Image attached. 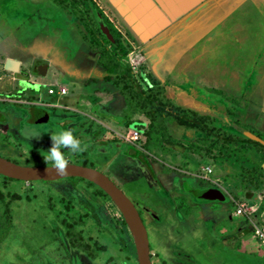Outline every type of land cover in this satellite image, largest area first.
<instances>
[{"label":"rangeland","instance_id":"1","mask_svg":"<svg viewBox=\"0 0 264 264\" xmlns=\"http://www.w3.org/2000/svg\"><path fill=\"white\" fill-rule=\"evenodd\" d=\"M77 1L89 10L109 47L117 48L123 55L140 86L146 90L150 85L158 88L152 82L151 65L156 60L153 53H146L150 55V63L145 64V70L140 68L139 64L146 61L145 53L134 52L130 59L126 58L120 34L97 4L92 0ZM63 3L77 16L79 32L88 36L78 8L70 0ZM226 40L220 36L219 43H214L212 77L208 81L204 79L203 65L210 59L208 55L204 60L203 54L192 69L200 73L199 82L186 78L185 83L178 85L184 90L194 89V99L199 105L212 102L217 113L203 116V121L219 135L243 137L240 143L180 125L169 108L148 105L145 112L135 110L127 105L119 88L117 93L125 102L122 108L118 98L108 100L107 92L88 103L91 108L71 109L66 99L76 94L77 85L55 74L56 80L49 86L48 81L54 77L48 74L37 91L40 101L47 105L43 107L48 114L46 122H33L31 106L19 104L31 100L30 96L14 98V93L0 92V116L4 119L0 118V156L21 166H48L43 153L52 146L51 134L60 129L71 130L80 140V149L76 152L61 149L67 164L91 165L131 199L147 230L152 264H264V249L252 235V222L264 223V149H260L264 147V136L251 124L252 116L249 124L234 120L239 102L237 93L242 92L253 69L238 59L241 52L237 51L235 37H228V51H216L227 44ZM95 50L98 52L100 47ZM221 54L230 57L228 68L220 65ZM248 54L245 52L244 57ZM97 56L100 57L99 53ZM222 71L225 82L221 81ZM145 73L149 76L143 78ZM247 73L249 76L245 77ZM21 87L36 90L26 81ZM60 87L68 93L63 96L47 93L49 88L57 91ZM178 93H174L175 105L194 106L190 105L191 100L182 101ZM167 94L173 92L168 90ZM254 102L256 110L264 109V99L257 97ZM108 103L114 104L111 112ZM252 104L253 100H241L244 108ZM131 121L142 123L138 126L140 138L134 144L124 141V136L133 129L128 126ZM232 121L235 126L230 125ZM129 149L142 155L146 164L128 155ZM5 177L0 173V214L7 203L11 225L0 240V264H138L122 214L94 183L79 177L46 182ZM210 186L223 192V202H209L193 193ZM241 205L245 214L235 215L236 207ZM57 217L80 219L76 230L98 248L95 258L70 246ZM213 235L216 241L212 240Z\"/></svg>","mask_w":264,"mask_h":264},{"label":"crops","instance_id":"2","mask_svg":"<svg viewBox=\"0 0 264 264\" xmlns=\"http://www.w3.org/2000/svg\"><path fill=\"white\" fill-rule=\"evenodd\" d=\"M92 1L120 34L126 58L130 59L134 52L145 53V63L142 61L139 64L144 69L147 62L150 63V55L146 53H153L156 59L151 65L153 84L163 90V94L172 103L176 101L174 93L179 91L182 101L191 100L190 105H194L181 108L201 116H213L217 113L212 102L199 105L201 103H196L194 99V89L184 90L178 83H185L186 78L199 82L200 73L192 69L195 68V61L203 58V54L204 60L208 55L210 59H207L208 64L203 65L204 79L208 81L212 77L214 43H219L220 36L222 40L227 38V44H222L216 50L223 53L224 50L228 51V37H235L237 51L241 52L238 59L253 70L247 83H244L242 92L237 93L239 102L235 106L237 119L234 120L240 124H249L252 116L251 124L264 136V109L259 107L256 110L254 102L257 97L264 99V0ZM77 24L79 22L76 15L51 0H0V92L14 93V98L30 96L31 102L21 101L19 104L31 106L33 122H39L37 109L45 110L43 107L47 106L40 101L37 91L44 85L43 81L48 74L53 77L62 75L77 85L76 94L66 99V104L71 109L76 106L91 108L87 106L88 103L94 101L98 94L107 92L109 101L116 97L120 100V108L125 106L117 88L105 79L109 74L97 63V53L84 41ZM249 49L250 54L247 53ZM245 52L248 57H244ZM229 59L228 55L221 54L222 68H228ZM8 60L16 62L14 69L8 67ZM56 69L58 73H55ZM223 72L221 77H224ZM147 74L142 77L149 76ZM180 76L182 77L179 78ZM239 76H242V72ZM248 76L249 73L245 75ZM223 77L221 81L224 80ZM55 80L56 77L49 80L47 85L51 86ZM25 81L36 90L27 91L22 88ZM65 90V94H60L58 90H54L52 94L63 96L68 93ZM168 90L173 95L167 94ZM245 99L253 100L251 107L244 108L241 105V100ZM68 105L64 108H68ZM107 106L111 112L114 104L108 103ZM246 110L247 115L243 114ZM0 118L4 121L2 116ZM230 125L235 126L233 121ZM229 219H233L232 214H229ZM212 240L216 241L215 235Z\"/></svg>","mask_w":264,"mask_h":264},{"label":"trees","instance_id":"3","mask_svg":"<svg viewBox=\"0 0 264 264\" xmlns=\"http://www.w3.org/2000/svg\"><path fill=\"white\" fill-rule=\"evenodd\" d=\"M51 1L62 8H67V5L63 3L65 2V0ZM70 1L75 7L78 8L81 17L80 20L84 21L86 32L88 34V36L82 34L84 41L92 51H94L95 53H99L100 57L98 58L97 63L102 65L105 68L106 72L109 74L105 77V79L111 81L116 88H119L120 93L127 105L130 104L135 108V110H141L144 112L147 109L148 105H154L157 108L163 109L169 108V112H171V114H173L177 118V123L180 125L190 127L192 129H197L206 133L207 135L221 137L222 140L226 141L240 143L244 140L243 137H234L223 134L219 135L218 133H215L213 127L209 128L203 121V119H205L203 116L182 109L181 107L167 100L166 96L163 94V91L159 87L154 88L153 86H150L148 90L143 89L134 77L131 66L123 59V55L118 52L117 48L111 49L109 47V41L102 35L100 30L94 24L92 17L89 15V10L81 6V4H79L77 0ZM94 42L97 43L94 45ZM96 47H100V50L98 52L95 50ZM167 103H169V107L167 106ZM140 125H142V123H139L138 121H131L128 123L129 127H132L134 130H137L139 132H141V129L138 128V126ZM260 149H264V147L260 146ZM128 155L138 158L141 162L146 164V161L144 160L142 155H140L136 151L129 149ZM81 165L92 167L91 165H86L85 163ZM5 178L15 180L14 178L10 177ZM193 193L197 194V196L199 195L197 189L194 190ZM57 220L63 228L64 234L67 237L71 247L81 250L92 259L97 256L98 248L93 247L87 240H85L81 236L80 232L76 230V225L80 222V219L69 220L65 217H57ZM10 225L11 214L6 203L3 213L0 214V240L8 231Z\"/></svg>","mask_w":264,"mask_h":264},{"label":"water","instance_id":"4","mask_svg":"<svg viewBox=\"0 0 264 264\" xmlns=\"http://www.w3.org/2000/svg\"><path fill=\"white\" fill-rule=\"evenodd\" d=\"M7 62L10 69L15 68V61L8 60ZM42 69L43 66L40 67V71ZM37 114L39 122L47 120L45 110L39 108ZM66 168L67 170L64 173L57 174L54 168L50 170V166H21L0 156V173L10 178L22 181H51L79 177L97 185L112 199L122 214L134 243L138 264H152L147 230L138 209L131 199L108 176L95 168L78 164H67ZM199 194L201 199L206 201L223 202L225 200L223 192L212 186L201 188Z\"/></svg>","mask_w":264,"mask_h":264},{"label":"clouds","instance_id":"5","mask_svg":"<svg viewBox=\"0 0 264 264\" xmlns=\"http://www.w3.org/2000/svg\"><path fill=\"white\" fill-rule=\"evenodd\" d=\"M52 146L43 153V159L51 169H55L57 174L64 173L67 168L65 154L61 150L67 148L68 151L76 152L80 149V140L75 138L71 130H57L51 134Z\"/></svg>","mask_w":264,"mask_h":264},{"label":"built area","instance_id":"6","mask_svg":"<svg viewBox=\"0 0 264 264\" xmlns=\"http://www.w3.org/2000/svg\"><path fill=\"white\" fill-rule=\"evenodd\" d=\"M47 92L49 94H52L54 92V90L49 88L47 90ZM58 92L60 94H65L66 90L64 88H59ZM139 138H140V132L132 129L128 135L124 136V139H125L124 141L128 142L129 144H134L135 141H137ZM208 171H210V168L208 169ZM242 206L243 205L236 207L235 213L237 215H244L245 214ZM249 219L251 220V218H249ZM252 227H253L252 228V235H253L254 239H256V241L258 242V245L264 249V223L263 222H260V223L252 222Z\"/></svg>","mask_w":264,"mask_h":264}]
</instances>
